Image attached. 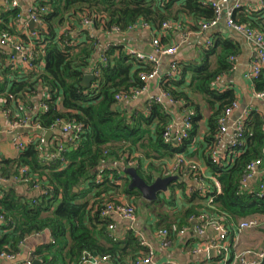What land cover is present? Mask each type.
Wrapping results in <instances>:
<instances>
[{
    "label": "trees",
    "instance_id": "obj_1",
    "mask_svg": "<svg viewBox=\"0 0 264 264\" xmlns=\"http://www.w3.org/2000/svg\"><path fill=\"white\" fill-rule=\"evenodd\" d=\"M175 1L35 0L33 6L37 7V11L45 9L39 15L42 26L36 28L38 37L33 39L37 51L36 69L19 76L18 72H12L6 66L5 69L0 68L3 75L0 81V107L8 111L16 109L19 115L12 113L11 118L18 120L25 117L23 107L32 108L31 98L41 90L43 96L39 102L44 103L47 109H39L31 122L46 130L57 119H63L79 124L81 131L76 141L61 152L60 156L65 161L60 158L43 160L42 151L38 148L40 142L36 138L16 157L0 158V177L12 180L20 175L21 168H25L23 178H27V182L19 183L25 185L27 190L35 191L29 195L19 192L14 184H0V212L5 216V221L0 222V253L18 254L28 237L48 232L53 242L39 243L31 252V256L41 259L42 264H80L84 253L98 258L105 256L114 264L147 255L148 247L142 245L141 239L132 231L127 232L122 241H113L108 229L112 220L101 216L106 205L118 202V194L136 202L141 198L138 190L129 188L130 180L122 178L115 165L121 159L127 165L129 156L140 152L151 163L147 170L139 162L135 168L139 177L149 184L154 180L151 173L156 169L154 160L176 153L189 156L188 147L197 134L201 119L196 96L205 98L210 111L208 131L204 136L208 150L206 155H201L221 186V192L214 197L213 207H206V211L223 215L225 224L264 214V197L257 195L259 181L252 183L248 189L241 188L240 183L250 161L263 158L264 166L261 115L255 111L251 113L241 153L232 155V160L226 159L220 164L210 159L218 132L217 120L223 109L235 101L231 89L220 91L212 85L219 76L232 69L229 57L236 51L232 41L217 39L209 47L201 48L193 60H178L174 75L170 76L166 69L163 77L160 76V90L168 93L184 113L188 109L195 112L190 119L192 127L188 137L177 143L164 140L170 116L161 105L149 102L140 109H128L125 104L115 100L118 93L141 89L145 83L140 74L151 72L155 65L127 54L124 45L111 43L103 53V48L97 49L96 40L85 30L82 32L85 39L80 42L71 34L74 28L83 24L85 18H89L94 27L106 31L112 26L124 31L141 21L161 34V42L166 45L168 38L160 30V25L170 20L167 18H171L173 12L170 7ZM262 1L260 11L249 12L242 8L235 12L234 20L264 32ZM211 3L210 0H183L178 10L190 13L201 26L202 22L210 21L215 16ZM2 12L0 32L13 34L14 21L22 11L18 5ZM171 19H176V16ZM100 52L107 58L104 65L99 63ZM40 61L43 62L42 67ZM95 68L99 69L95 80L87 87L82 86V77ZM253 86L257 91L264 90V69L260 77L253 81ZM43 146L51 150L53 145ZM176 186L184 190V184L180 182L169 187L172 189ZM87 194L92 198L83 202ZM202 199L197 189L188 197L191 203ZM150 206L152 212L164 215L159 211L162 207L159 201ZM200 212L198 206L190 205L178 214L176 225L164 219V229L168 228L169 231L172 226L187 227L189 218Z\"/></svg>",
    "mask_w": 264,
    "mask_h": 264
},
{
    "label": "crops",
    "instance_id": "obj_2",
    "mask_svg": "<svg viewBox=\"0 0 264 264\" xmlns=\"http://www.w3.org/2000/svg\"><path fill=\"white\" fill-rule=\"evenodd\" d=\"M11 0H0V16L3 15L2 11L7 10V3ZM18 5L24 15L27 8L31 5H34L35 0H16ZM214 1V0H210ZM236 0H229L230 3L235 2ZM244 9L249 12H258L260 11L258 0H240ZM183 0H176L170 10L173 12L170 15L171 18L176 16V19H170L174 24L172 28L167 31H163L166 34V39L168 38V44H179V51L177 54L178 60L189 61L190 59L199 55V50L201 48L206 47V40L210 39L212 42L217 41V39H228L232 41V43L236 46V51L233 56V60L230 59L232 63V69L230 72L224 73L219 76L215 82L212 84L213 88L219 89L220 91H224L226 89H231L234 93V99L238 102V107L233 110L231 119H236L241 112L247 107H254L257 109L259 113L264 116V104L262 101L255 99L253 96L254 86L253 84L244 78V73L250 68L252 62L255 59V53L252 49L251 45L248 44L246 39L240 34L236 33L234 30L229 28L226 25V21L222 19L218 25L211 28L210 30H201L200 23L197 24L194 17L191 16L190 13L182 12L178 10V8L182 5ZM212 4V3H211ZM179 11V12H178ZM243 12V11H242ZM246 12V11H245ZM83 24H79V27L74 28L71 31L73 38L77 42L85 39V34L82 32L85 30L90 37L94 38L97 42V49H102L107 43H114L117 45H124L125 50L128 48L136 49L143 53H150L152 51L151 44V32L147 29L136 28L130 31H123L120 34H109L108 31L104 30L101 27H94L92 23L85 24L84 20H82ZM34 29L21 28V25L18 22L14 21V33L13 35L20 38L24 42L28 41L27 31ZM63 29H60L62 32ZM161 36V34H159ZM26 37V39L24 37ZM25 40H24V39ZM74 40V41H75ZM43 45V44H42ZM44 46V45H43ZM4 51L8 52L9 48L4 47ZM0 68L5 69V57L2 55V47L0 46ZM96 55V54H95ZM4 57V58H3ZM97 57V56H96ZM160 64L158 68L159 75L163 77L167 69L168 59L167 57H161ZM43 63V62H42ZM11 70V68L7 67ZM0 69V70H1ZM12 72H16V70H11ZM90 72V71H89ZM87 72V73H89ZM3 75L0 73V81H2ZM159 92V83L157 80H151L148 82L147 91L144 92L138 99L134 101H130L125 103V106L128 109H132L133 107L140 109L146 103L147 97L149 94H157ZM43 96L41 90L39 93L31 98V106L32 108L23 107L22 112L27 119L30 120V125L33 123L31 119L35 116L36 112L39 110V100ZM199 98V99H198ZM195 102L200 105V113L201 119L198 122V130L197 134L193 138V141L188 147L189 150V158L197 162L200 172L202 173L205 181L209 180V177L212 175L211 170L206 165L201 153H207L208 148L205 146L204 136L207 135L208 127H207V119L210 115V111L207 108L205 98L201 96H196ZM17 107V106H16ZM0 107V158H14L17 156L19 151L15 148L13 142L16 139L17 135L20 133L25 136L38 134V131L33 127L30 128H18L17 130L6 132L5 120L2 116L3 112L8 111L7 109ZM18 110V109H17ZM168 115L170 116L169 123H173V125H177L181 122L182 117L184 115V111L180 105L171 104L168 105L164 109ZM15 111V112H14ZM14 111L8 112V119L12 120L11 114L14 113L16 116V109ZM21 117V118H25ZM20 118V119H21ZM13 121V120H12ZM59 130H54L56 133ZM43 132V135L46 130H40L39 133ZM64 136L60 134H54L50 137L49 142L46 145H53L56 140H63ZM231 140V133L226 132V134L222 137L220 141L217 142L218 150L223 152L225 148H227L228 143ZM140 153V152H139ZM137 152L131 154L129 156L128 164H125V161L121 159L119 164L115 165L120 172V176L122 178H128L127 174L122 172V168L125 167H137L138 162L142 164L143 169L147 170L151 161L145 158L141 153ZM177 154V153H176ZM175 154V155H176ZM157 156V154H155ZM174 155V156H175ZM171 157H161L154 160V167H156L155 171L152 170V177L154 180L157 177H166L171 176L172 172L165 173L164 168H171V161L174 158ZM131 161H135L131 163ZM136 169V168H135ZM149 173V172H147ZM160 174L161 176H158ZM178 176V179L171 182L168 185L167 191L158 194V198L152 202L146 201L141 198L138 202L131 201L125 195L118 194V202L123 201L127 203H131L135 206V220L130 222L126 219H121L117 216H109L107 218H111L115 225L114 231L112 233L117 241H122L126 236L127 232L132 231L136 236H138L141 241H143L144 246L151 248L153 250L152 255V263L151 264H166L168 261L176 262L177 264H218V261H214L217 259L215 252L212 256H209V249H206L204 243L209 242L216 238V232L212 228H207L205 233L202 236L196 234L195 230L192 228L193 220L192 217L189 218L190 224L187 227L179 226L175 228L172 226L171 230H169V234L165 238H160L158 236V232L161 229H164L166 226L163 221L167 218V223L176 225L178 221V214L189 207L190 205L198 206L201 211L206 210L205 199L202 200H194L193 203L188 201V197L190 196L192 191H195L199 186V183L193 179L190 175H182V174H174ZM2 178V177H0ZM153 180V181H154ZM258 179H255L251 182L255 183ZM175 182H180L184 184V190L178 188L177 186L174 188H170L169 186ZM8 183L10 185H16L19 192H24L26 194L32 195L35 193L34 189L27 190L26 186L19 183L13 182L12 180H8L3 182L0 179V184ZM36 190V189H35ZM88 195V194H87ZM87 195L82 199L83 202L86 201ZM143 199V200H142ZM160 199V200H159ZM142 200V201H140ZM155 201L160 202L159 211L164 214L161 216L157 212H152L151 203ZM117 202V203H118ZM135 203V204H134ZM150 203V204H149ZM203 209V210H202ZM224 218L223 215H220ZM249 218V217H248ZM225 219V218H224ZM258 224L256 227L245 229L243 231L237 230V225L241 221V219H237L235 223L230 222L227 226L228 234H227V247L229 249V260L226 264H236L233 258L237 254H242L245 256L244 264H253L254 262L259 263L261 260H258L257 254L264 251V214L257 215ZM225 221V220H224ZM227 225V223H226ZM168 230V228H166ZM181 229H186L184 234H180L179 231ZM31 242L33 243V247L30 249L29 255L31 256V252L33 248L42 242H47L50 235L48 232H42L39 234H35L31 236ZM26 240L24 241V244ZM23 244V245H24ZM147 248V249H148ZM30 259V258H28ZM17 260L18 257H17ZM26 260V259H25ZM21 261V260H19ZM24 261V259L22 260ZM21 261V262H22ZM133 260L127 259L125 261H121L116 264H132ZM5 264V261L2 262ZM97 264H114L111 260L106 261H98Z\"/></svg>",
    "mask_w": 264,
    "mask_h": 264
},
{
    "label": "built area",
    "instance_id": "obj_3",
    "mask_svg": "<svg viewBox=\"0 0 264 264\" xmlns=\"http://www.w3.org/2000/svg\"><path fill=\"white\" fill-rule=\"evenodd\" d=\"M259 7H263V1L258 0ZM18 2L16 0H11L7 3V9L17 7ZM212 6L215 9V16L212 20L202 22L201 30H210L211 28L218 25V23L224 19L226 21V25L234 30L236 33L243 36L248 44L251 45L252 49L255 53V59L252 62L250 68L244 73V78L249 80L252 84L253 81L257 80L260 77L261 71L264 69V32H261L259 29L252 27L248 24H241L234 20L233 16L236 11L241 10L243 7L240 0H236L233 3H230L229 0H214L212 2ZM247 10V9H246ZM251 11V9H248ZM40 11V12H38ZM37 11V7L31 5L27 8L25 14H18L16 17V21L21 28L27 29L29 25V21H32L37 24V27L42 26L41 19L39 15L45 11L44 8H40ZM85 24L92 23L89 18L84 19ZM173 23L170 20H165L160 25V30L167 31L168 29L173 27ZM27 31L28 41L24 42L20 38L10 34L8 32H0V46L2 47V55L5 57V66L11 68V70H16L18 75L22 76L32 71L35 68V62L37 60V51L35 50V44L33 43V39L38 37V31L36 28ZM30 28V27H29ZM136 28L147 29L151 32V44L152 51L150 53H143L133 48L126 49L127 54L135 57L137 60L142 61L144 63H153L155 68L149 73H141L140 78L144 81V86L141 89H137L131 91L130 93H118L115 95V100L119 104H125L130 101H134L138 99L144 92L147 91L148 82L151 80H157L159 83L160 75L158 72L160 58L167 57V69L169 70V75H174V71H176V64L178 61V51L179 44H170L164 45L161 42L160 35L156 31H154L149 24L146 22H137L124 31H130ZM123 32L119 27L112 26L108 31L109 34H120ZM212 44L210 39L206 40V47H209ZM111 43H107L101 52L107 51L110 47ZM4 47H8L9 51L5 52ZM43 47V45H41ZM99 53L100 65H104L107 61L106 56L103 53ZM233 60V57H230ZM40 67L43 66V63L39 62ZM36 69V68H35ZM94 77L98 75L99 69L95 68L94 70H90V72ZM253 96L255 99L262 101L264 104V90H254ZM154 102L161 105L164 109L171 104H175V102L171 99L170 95L166 92L160 90L157 94H149L146 100V103ZM1 103V102H0ZM238 102L235 100L228 106H226L220 117L217 120L218 123V132L215 135V141L213 143L212 150L210 152V159L213 163L220 164L221 161L226 159L232 160V155H238L242 152L245 146V137L247 134L246 124L249 121L250 115L253 111L259 113L254 107L245 108L241 114L231 123H229L231 119V115L234 109L238 107ZM39 109H47V106L44 103L39 104ZM5 110V109H4ZM11 112L5 111L2 116L5 120L6 132L17 130L18 128H30L33 127L38 131V134L25 136L22 134H18L13 144L15 148L20 151L23 149L28 143L33 141V139H38L40 142L39 149L42 151L41 158L45 161L55 160L56 158H60L64 160L63 157L60 156L61 152L65 150L69 144H72L78 138V133L81 131V127L79 124L65 121L63 119H57L46 131L50 130H59L60 133L64 136L63 140H56L53 144L51 150L45 148L43 145L45 144L43 138V132L39 133L42 130L37 123H33L30 125V120L27 118H21L18 120H10L8 119V115ZM193 109H188L179 124L173 125V123H169L165 132H164V140L166 142H181L189 135V130L192 127V123L190 121L191 117L194 115ZM261 115L262 123L261 128L264 131V116ZM44 130V129H43ZM226 132L231 133V140L227 145V148L224 149L223 152L218 150L217 142L222 139V137L226 134ZM54 148V149H53ZM65 161V160H64ZM135 161H131L134 163ZM172 166L170 169L167 167L164 168L165 173L172 172L174 174H182V175H190L193 179H195L199 186L197 190L200 191V195L205 199V205L207 208H212L214 203V197L221 192V186L218 180L211 175L209 180L205 181L202 173L200 172L199 166L197 162L190 159L184 153H177L172 159ZM26 173L25 168L20 169V175L13 178V182H27V178H23V175ZM3 182H6V178H0ZM100 180V176H98ZM255 179L259 181V191L257 195L259 197H264V166H263V158H258L253 161H250L246 167L245 172L243 173L240 183L241 188L248 189L251 186V182ZM92 196L90 194L87 195L86 201L90 200ZM135 206L131 203L120 201L118 203H110L104 207L101 212L102 217L109 216H117L121 219H126L130 222L135 220ZM193 226L192 228L195 230L196 234L202 236L205 233L207 228H212L216 232V238L204 243L206 249H214L215 254L219 257L218 264H226L229 260V249L227 247L226 239H227V225L224 223V218L222 216L215 215L214 212L203 210L198 213L195 217H192ZM5 221V216L2 212H0V222ZM258 224L257 216H251L249 218L241 219L238 223L237 230L243 231L245 229L256 227ZM115 225L110 223L108 225V229L110 232L114 231ZM186 229H181L179 231L180 234H184ZM169 234L167 229H161L158 232V236L160 238H165ZM110 237L113 241L117 240V238L110 233ZM48 241L53 242V239L49 237ZM143 244V241H141ZM23 245V244H22ZM18 254L2 252L0 253V261L1 263L5 261V264H32V258L26 259L24 261L17 260ZM152 255L153 250L148 248V253L145 256L138 257L133 260L132 264H151L152 263ZM264 256V251L257 254L258 260H261ZM106 261L107 257L98 258L95 255H91L88 253H84L81 257L80 264H97L98 261ZM236 264H244L245 256L242 254H237L233 258ZM165 264V263H164ZM166 264H177L173 261H168ZM253 264H256L254 262Z\"/></svg>",
    "mask_w": 264,
    "mask_h": 264
},
{
    "label": "water",
    "instance_id": "obj_4",
    "mask_svg": "<svg viewBox=\"0 0 264 264\" xmlns=\"http://www.w3.org/2000/svg\"><path fill=\"white\" fill-rule=\"evenodd\" d=\"M29 27L35 28L37 27V24L32 21H29ZM94 80V75H92L91 73H86L82 77L80 84L84 87H87L91 85ZM54 134H60V131H57L55 133L54 130H50L44 133L43 138L46 144L49 142L50 137ZM122 172L127 174L128 179L130 180L129 188H135L136 190H138L142 198L149 202L156 200L158 198V194L166 192L168 185L178 179V176L176 175L157 177L153 182L148 184L141 177H139L134 167L122 168ZM214 252L215 251L213 248L209 249V256L211 257ZM32 264H42V260L38 258H33ZM257 264H264V256L262 257L261 261Z\"/></svg>",
    "mask_w": 264,
    "mask_h": 264
},
{
    "label": "rangeland",
    "instance_id": "obj_5",
    "mask_svg": "<svg viewBox=\"0 0 264 264\" xmlns=\"http://www.w3.org/2000/svg\"><path fill=\"white\" fill-rule=\"evenodd\" d=\"M199 99V98H198ZM12 110L14 111V109L12 108ZM15 112V111H14ZM143 200V199H142ZM140 200V201H142ZM227 226H228V223H227ZM32 237H28L26 239V243L24 245H22L21 247V250H20V253L18 255V259L19 260H25V259H28V258H32L29 253H30V249L33 247V243L31 242Z\"/></svg>",
    "mask_w": 264,
    "mask_h": 264
}]
</instances>
